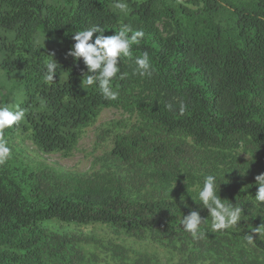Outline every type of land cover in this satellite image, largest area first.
<instances>
[{"label":"trees","instance_id":"trees-1","mask_svg":"<svg viewBox=\"0 0 264 264\" xmlns=\"http://www.w3.org/2000/svg\"><path fill=\"white\" fill-rule=\"evenodd\" d=\"M116 2L0 0V68L21 72L25 96V118L3 130L12 151L0 164V264H264V228L253 231L264 224L254 200L264 173V0H125L126 13ZM95 25L106 36L145 33L118 60L116 100L87 86L82 59L67 55L73 34ZM144 52L151 68L141 77ZM49 62L58 64L52 82ZM109 108L127 118L100 129L97 143L109 147L91 173L14 149L22 131L39 153L71 157ZM210 174L220 198L243 208L238 226L211 230L198 198ZM190 210L207 219L199 239L181 224ZM92 227L108 238L82 230ZM126 239L160 247L164 260Z\"/></svg>","mask_w":264,"mask_h":264},{"label":"clouds","instance_id":"clouds-1","mask_svg":"<svg viewBox=\"0 0 264 264\" xmlns=\"http://www.w3.org/2000/svg\"><path fill=\"white\" fill-rule=\"evenodd\" d=\"M115 8L121 12H127L128 4L125 0H117ZM131 32V35H129ZM102 28L98 25L87 29L76 31L72 39L74 44L67 53L76 61L82 59L87 68V72L83 74L84 83L87 86L96 85L105 99L116 100L119 93L113 89L112 80L120 73L118 60L121 57H128L131 54V46L139 44L145 33L142 30L132 31L124 27L114 35L106 36ZM57 63L49 62L46 65L45 80L52 82L57 75ZM136 68L134 74L141 77L150 75V59L148 52H144L135 60ZM120 78H123L121 74ZM169 109L172 105H167ZM184 106L181 105V111ZM25 118V110L17 108L13 110L7 104H0V164L5 163L11 156V148L8 140L5 139L4 129L11 128ZM258 191L254 198L258 203H264V173L255 177ZM217 177L215 175H206L203 179L202 187L198 189V198L203 205L202 208L207 209L209 216L212 218L211 230L213 232L226 230L238 226L241 222L243 208L233 203H225L220 195L217 194ZM220 190V185H219ZM182 202V199H181ZM207 219H202L200 212L190 210L189 214L183 216L181 221L184 231L188 232L193 238L199 239L205 233L200 231V227ZM264 228V224L253 229L254 232L260 233ZM248 243L253 242V237L247 235Z\"/></svg>","mask_w":264,"mask_h":264},{"label":"rangeland","instance_id":"rangeland-1","mask_svg":"<svg viewBox=\"0 0 264 264\" xmlns=\"http://www.w3.org/2000/svg\"><path fill=\"white\" fill-rule=\"evenodd\" d=\"M21 72H12L7 74L0 68V104H7L13 110L19 108L25 96L19 85ZM127 118L122 111L114 108L104 109L98 117L95 124L87 127L80 138L76 150L71 157H63L60 154H42L39 153L31 141L22 131H16L13 140L14 149L24 152L29 160L35 164L44 163L56 170L70 173H91L99 168L95 160L102 156L108 149V145L99 146L98 134L100 129L108 122ZM14 133V132H13ZM13 136V135H12ZM247 158V155L239 152ZM86 233L92 232L96 237L105 241L109 236V231L105 227H92L82 229ZM126 246L142 250L143 252L153 253L164 260L165 252L160 247L147 242H135L131 239L124 240Z\"/></svg>","mask_w":264,"mask_h":264}]
</instances>
